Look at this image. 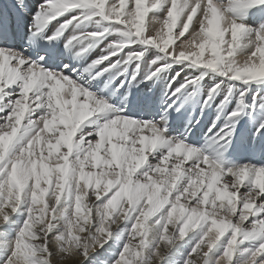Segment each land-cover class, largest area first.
Instances as JSON below:
<instances>
[{
	"label": "snow or ice",
	"instance_id": "1",
	"mask_svg": "<svg viewBox=\"0 0 264 264\" xmlns=\"http://www.w3.org/2000/svg\"><path fill=\"white\" fill-rule=\"evenodd\" d=\"M262 111L264 0H2L0 264H264Z\"/></svg>",
	"mask_w": 264,
	"mask_h": 264
},
{
	"label": "bare ground",
	"instance_id": "2",
	"mask_svg": "<svg viewBox=\"0 0 264 264\" xmlns=\"http://www.w3.org/2000/svg\"><path fill=\"white\" fill-rule=\"evenodd\" d=\"M0 2H2V0H0ZM35 2H42V0H35ZM208 81V78H206V83ZM118 83L117 82V86H118ZM164 85L163 84H158L156 85L155 89H154V92H155V96L156 98H160L162 97L163 95V92H162V89H163ZM122 92H125V89H121ZM135 91V95L136 96H140L142 95V92L140 89H137V90H134ZM132 100V98L130 97V101ZM235 106V104H233V107ZM262 115H264V111H262L261 113ZM216 117V112H215V109H211L209 110L206 114H205V117L204 119L202 120L201 122V126H198L194 132H195V139L196 141L198 142V146H199V143H201L203 146L204 143H205V136L208 132V128L211 126V122L215 119ZM247 127H248V122L247 121H243L242 124H241V128L243 130H247ZM248 135L250 136L251 133L248 132ZM234 143H237V142H234ZM250 156L249 153H246V152H243L240 147H239V144L237 143V147L230 150V153H229V162H234V163H242V164H247L249 162V159L248 157ZM255 162V161H253Z\"/></svg>",
	"mask_w": 264,
	"mask_h": 264
}]
</instances>
